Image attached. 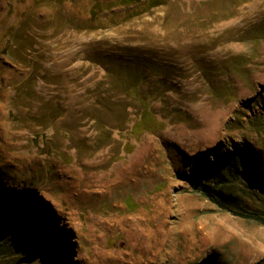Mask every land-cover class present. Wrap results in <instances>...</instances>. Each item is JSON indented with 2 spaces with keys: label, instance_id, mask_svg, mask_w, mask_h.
<instances>
[{
  "label": "rangeland",
  "instance_id": "obj_1",
  "mask_svg": "<svg viewBox=\"0 0 264 264\" xmlns=\"http://www.w3.org/2000/svg\"><path fill=\"white\" fill-rule=\"evenodd\" d=\"M0 96V264H264V0H0Z\"/></svg>",
  "mask_w": 264,
  "mask_h": 264
},
{
  "label": "trees",
  "instance_id": "obj_2",
  "mask_svg": "<svg viewBox=\"0 0 264 264\" xmlns=\"http://www.w3.org/2000/svg\"><path fill=\"white\" fill-rule=\"evenodd\" d=\"M163 124H161L158 120L155 119V117L152 116L151 113L148 112V110H144L140 116L139 121L133 126L132 128V133L134 135H142V134H154L163 129ZM221 160L225 163L228 164L226 168H224L223 173L220 172L219 175L225 174L226 169H228L230 166H233L234 171L238 173L240 170V173L246 178L251 180L253 185L257 188V191L262 193L264 195V185L258 182V177L255 176V174L258 173V170L256 168H253L251 166H248L247 164L242 163V158L240 154H232V155H227ZM260 172V171H259ZM222 183H216L212 191H210V188H205V193L207 196L213 200L219 202L218 198L222 200H225V196L223 195V188L225 185L221 186ZM218 188V189H216ZM213 192V193H211Z\"/></svg>",
  "mask_w": 264,
  "mask_h": 264
},
{
  "label": "bare ground",
  "instance_id": "obj_3",
  "mask_svg": "<svg viewBox=\"0 0 264 264\" xmlns=\"http://www.w3.org/2000/svg\"><path fill=\"white\" fill-rule=\"evenodd\" d=\"M10 77V76H9ZM40 78V77H39ZM45 87V86H44ZM51 88V87H50ZM4 89V88H3ZM3 91V90H2ZM44 96V95H43ZM2 96H0V98H1ZM3 101V100H2ZM2 121V120H1ZM12 135V134H11Z\"/></svg>",
  "mask_w": 264,
  "mask_h": 264
}]
</instances>
